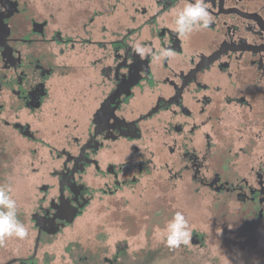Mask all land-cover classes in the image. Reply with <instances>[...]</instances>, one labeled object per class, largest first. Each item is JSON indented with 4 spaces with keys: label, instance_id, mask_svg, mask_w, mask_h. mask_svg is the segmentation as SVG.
<instances>
[{
    "label": "flooded vegetation",
    "instance_id": "af4514ba",
    "mask_svg": "<svg viewBox=\"0 0 264 264\" xmlns=\"http://www.w3.org/2000/svg\"><path fill=\"white\" fill-rule=\"evenodd\" d=\"M66 1L62 8L59 0H0V156L14 149L15 136L47 149L29 214L34 248L1 264H38L40 245L81 215L97 178L106 179L100 189L108 196L136 184L153 168L137 145L150 133L162 132L168 180L174 163L185 189L191 183L261 203L260 168L253 184L238 175L231 184L208 180L201 170L209 155L197 151L202 132L205 151L212 149L223 105L264 95V0H206L211 23L188 35L173 29L175 12L190 0ZM136 44L150 53L141 58ZM121 145L131 150L128 160ZM8 166L0 157V167ZM190 242L201 238L193 233ZM104 247L90 239L79 261L121 264V251Z\"/></svg>",
    "mask_w": 264,
    "mask_h": 264
},
{
    "label": "rangeland",
    "instance_id": "374dc122",
    "mask_svg": "<svg viewBox=\"0 0 264 264\" xmlns=\"http://www.w3.org/2000/svg\"><path fill=\"white\" fill-rule=\"evenodd\" d=\"M59 2L62 3L60 7H67V1ZM59 24L66 27V22ZM260 95L243 106L223 105L219 128L215 134L210 132L209 135L210 151L204 149L206 139L202 132L201 147H204L197 153L203 157L209 155L201 170L203 178L210 180L214 175L225 184H231L234 175H238L253 184L254 170L260 168L264 175V95ZM11 140L14 149L10 148L6 158L0 156L11 165L0 167V186L10 189L9 194L16 201L17 213L22 215L20 218L27 236L0 241V264L32 253L35 231L29 214L40 196L37 187L43 182L37 169L46 168L38 164L47 158L44 146L17 136ZM163 140L162 132H158L137 142L139 151L151 155L153 168L139 176L133 186H126L108 196L100 189L106 179L97 178L92 183L95 187L92 201L73 224L54 237L52 244L40 245L36 262L93 264L79 259L89 254L84 251L88 241L97 239L104 242L107 254L121 251V264H264V187L263 193L257 197L261 203L255 204L250 199L242 200L244 203L227 200L226 192L215 194L191 183L185 189L187 181L175 180L177 175H185L176 164L171 163L174 172L167 179L163 165L167 151L162 146ZM120 147V158L128 160L130 148ZM213 182L216 187L225 186L216 178ZM243 191L248 194V189ZM177 212L183 213L187 219L190 236L196 233L201 243L189 240L179 248L165 246L163 237L167 224Z\"/></svg>",
    "mask_w": 264,
    "mask_h": 264
},
{
    "label": "clouds",
    "instance_id": "9594fccd",
    "mask_svg": "<svg viewBox=\"0 0 264 264\" xmlns=\"http://www.w3.org/2000/svg\"><path fill=\"white\" fill-rule=\"evenodd\" d=\"M174 15L173 30L179 35H188L194 30L207 28L212 21L206 0H190ZM133 50L141 58L150 53V50H146L140 44H136ZM168 55V51H162L160 58L166 59ZM9 193V188L0 186V241L13 236L19 239L27 236V229L17 219L16 201ZM190 238L187 219L183 213H175L167 224L163 237L165 246L169 249L179 248L182 244H187Z\"/></svg>",
    "mask_w": 264,
    "mask_h": 264
}]
</instances>
